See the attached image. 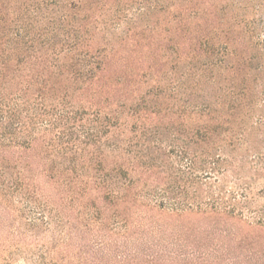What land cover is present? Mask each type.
<instances>
[{
	"label": "trees",
	"instance_id": "16d2710c",
	"mask_svg": "<svg viewBox=\"0 0 264 264\" xmlns=\"http://www.w3.org/2000/svg\"><path fill=\"white\" fill-rule=\"evenodd\" d=\"M183 18L156 53L155 42L134 36L111 58L106 46L83 42L85 28L59 27L41 40L0 21L1 224L15 220L11 202L20 199L40 218L14 226L16 235L36 241L35 221L54 224L82 264H172L163 253L172 239L189 248L193 231L184 222L193 216L214 218L227 251L261 243L243 230L248 202L227 198L224 186L211 182L214 173L237 168L243 91L214 106L208 83L201 84L205 70L196 67L187 91L136 89L139 67H168L177 76L183 50L196 63L214 57L213 28H199L197 15ZM137 47L146 52L138 55ZM256 219L263 228L264 217Z\"/></svg>",
	"mask_w": 264,
	"mask_h": 264
},
{
	"label": "rangeland",
	"instance_id": "374dc122",
	"mask_svg": "<svg viewBox=\"0 0 264 264\" xmlns=\"http://www.w3.org/2000/svg\"><path fill=\"white\" fill-rule=\"evenodd\" d=\"M210 12L215 18L206 15ZM187 15L201 19L199 28H213L210 33L219 46L214 57L196 63L186 59L188 51L183 50L185 57L183 64L178 65L179 71L175 70L177 76L168 67L151 73L147 67H139L141 81L136 89L158 93L159 87L170 91L178 86L187 91L195 81L190 78V70L196 67L205 70L201 84L208 83L204 90L214 96V106L230 102L243 91L244 104L240 109L245 144L234 159L237 168L224 174L214 173L211 182L214 189L223 185L227 198L233 195L238 201L248 202V225L244 224L243 230L246 236L261 243L252 241L243 249L227 251L221 234L215 231L214 218L193 216L184 222L193 231L188 238L189 248H180L171 238L173 245L163 253L164 259L175 260L172 264H264V227L258 229L254 225L256 218L264 217V0H0V21L10 30L27 27L34 35H41V40H48L59 34V27H82L86 31L83 42L94 49L106 46L103 54L107 58L128 47L134 36L155 42L152 48L156 53V48L175 34L180 20ZM137 49L138 55L146 52L143 47ZM209 64L214 67L207 68ZM241 98L236 105L241 104ZM11 203L17 216L0 223V264H82L75 259L73 252L77 251L66 250L65 230L61 232L54 224L49 227L35 221L39 238L31 240L30 233L29 237L19 238L14 226L25 228L40 217L37 210L20 199ZM50 219L47 214L45 221Z\"/></svg>",
	"mask_w": 264,
	"mask_h": 264
}]
</instances>
